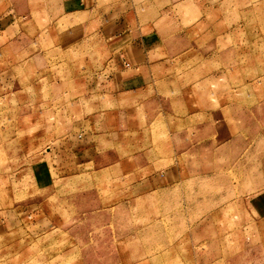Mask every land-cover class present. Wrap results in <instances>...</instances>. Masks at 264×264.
Masks as SVG:
<instances>
[{
    "label": "rangeland",
    "instance_id": "obj_1",
    "mask_svg": "<svg viewBox=\"0 0 264 264\" xmlns=\"http://www.w3.org/2000/svg\"><path fill=\"white\" fill-rule=\"evenodd\" d=\"M94 3L0 0V264H264V0Z\"/></svg>",
    "mask_w": 264,
    "mask_h": 264
},
{
    "label": "crops",
    "instance_id": "obj_2",
    "mask_svg": "<svg viewBox=\"0 0 264 264\" xmlns=\"http://www.w3.org/2000/svg\"><path fill=\"white\" fill-rule=\"evenodd\" d=\"M94 1L95 0H61V5L58 10H60L59 13L63 15L67 14L81 19L86 18V23H89L87 25L88 31L92 34H96L101 30L103 32L102 34L107 37V41L122 38L119 42V48L123 49L121 54H114L111 59V63L114 66L118 64L127 66L128 68L130 65L140 63L139 55L140 53L142 54V51L144 50L143 45L147 44L145 49L147 47L156 46L155 40L151 39V37H145L144 41L141 42L140 40L136 41L126 38L128 30L125 26H123V23H121V13H114L113 9H108L107 7L99 9L98 5L95 4ZM99 25H101V29H99ZM102 75L106 77L107 74ZM129 79L130 77L124 78L125 81H128ZM86 152L87 151L85 150V153ZM263 199V194L259 197L253 195L250 196V203H254L257 206L262 203Z\"/></svg>",
    "mask_w": 264,
    "mask_h": 264
}]
</instances>
